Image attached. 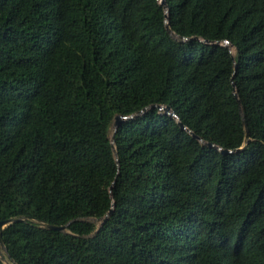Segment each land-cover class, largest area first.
<instances>
[{"label": "trees", "instance_id": "obj_1", "mask_svg": "<svg viewBox=\"0 0 264 264\" xmlns=\"http://www.w3.org/2000/svg\"><path fill=\"white\" fill-rule=\"evenodd\" d=\"M160 1L0 0L16 264H264V0Z\"/></svg>", "mask_w": 264, "mask_h": 264}, {"label": "water", "instance_id": "obj_2", "mask_svg": "<svg viewBox=\"0 0 264 264\" xmlns=\"http://www.w3.org/2000/svg\"><path fill=\"white\" fill-rule=\"evenodd\" d=\"M160 3H162V5L164 6V9L167 11V4L164 2V0L160 1ZM165 27L168 31V33L174 37V38H177L179 36H177L174 32H172L168 26V22H167V19H165ZM196 38V37H195ZM185 39V38H183ZM217 44H222V45H227L229 46V43L227 40H224L222 42H215ZM230 48V46H229ZM231 54L233 55L232 51L230 50ZM236 95V93H235ZM152 106H155V105H150L149 107H152ZM158 109L162 110L164 113H167V114H170L172 115L176 120H178V116L168 107V106H164V105H159L157 106ZM148 108V107H147ZM147 108H144L143 110L139 111L138 113H142L144 111H146ZM239 113L240 115H242V109L241 107L239 108ZM136 113V114H138ZM136 114H132L130 116H122V115H116L114 117V120L112 122V124L110 125V127L112 128V135L110 137V140H111V147L113 149V152H114V155H115V158H116V161H117V153H116V149H115V139H114V132L116 130V127L124 120V119H127V118H131L133 117L134 115ZM242 122L244 124V127H245V137H244V145L248 142L249 140V136H248V132H247V127H246V123H245V120L242 118ZM178 123L180 125L181 128L183 129H186L187 131H189L179 120H178ZM190 132V131H189ZM191 135L193 137H196V138H199L197 137L193 132H190ZM199 140L201 141V143H205L207 144L208 146H212V143H206L204 142L201 138H199ZM218 149L222 152V153H230L232 152L231 150H226V149H222V148H219ZM112 209L110 208L109 211H107V213H105L104 216L102 217H99V218H95V217H89L88 220L90 222H94V223H98V226H100L105 220L106 218L108 217V215L111 213ZM26 217H18V218H8V219H5V220H1L0 221V260L4 263V264H16L14 262V260L12 259V257L8 254V251H7V248L4 246V243L2 241V237H1V233H2V230L4 229V227H6L8 224L12 223V222H17L19 220H23L25 219ZM42 226L46 227V228H49V229H55V230H59V231H66V227L68 225L65 224V225H61V226H56V225H52V224H48V223H41ZM3 251V252H2Z\"/></svg>", "mask_w": 264, "mask_h": 264}, {"label": "bare ground", "instance_id": "obj_3", "mask_svg": "<svg viewBox=\"0 0 264 264\" xmlns=\"http://www.w3.org/2000/svg\"><path fill=\"white\" fill-rule=\"evenodd\" d=\"M230 48H231L232 53L234 54V53H235L234 48H233V47H230ZM110 131H111V130H110Z\"/></svg>", "mask_w": 264, "mask_h": 264}, {"label": "rangeland", "instance_id": "obj_4", "mask_svg": "<svg viewBox=\"0 0 264 264\" xmlns=\"http://www.w3.org/2000/svg\"><path fill=\"white\" fill-rule=\"evenodd\" d=\"M110 130H111V131H110V135H111V133H112V128H111V127H110ZM97 224H98V223H97ZM2 252H3V251H2Z\"/></svg>", "mask_w": 264, "mask_h": 264}]
</instances>
